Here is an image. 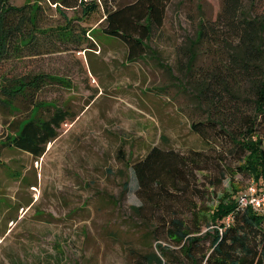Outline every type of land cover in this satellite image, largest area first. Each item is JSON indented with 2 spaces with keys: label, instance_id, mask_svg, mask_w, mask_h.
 <instances>
[{
  "label": "rangeland",
  "instance_id": "rangeland-1",
  "mask_svg": "<svg viewBox=\"0 0 264 264\" xmlns=\"http://www.w3.org/2000/svg\"><path fill=\"white\" fill-rule=\"evenodd\" d=\"M83 1L96 7L83 15L78 5L6 2L17 11L4 13L16 25L8 35L0 32V264H135L158 254L155 243L166 247L163 264H188L156 214L131 210L145 206V198L130 165L151 147L183 157L175 162L180 173L158 171L155 178L168 184L183 218L190 204L203 212L200 237L219 201H236L249 185L258 196L264 192V180L236 170L239 153L229 141L241 119L253 117L254 83L224 75L227 90L219 91L217 110L208 104L212 91L203 98L196 84L203 71L228 65L231 54L240 58L237 36L219 27L221 0H165L161 24L152 26L143 54L129 61L125 44L101 27L104 9L134 0ZM241 5L264 23V0ZM201 19L224 37L194 42ZM258 36L264 40V30ZM258 64L264 67L263 60ZM34 75L40 86L25 97L21 84ZM56 109L67 118L40 157L7 144L18 121ZM207 116L218 124L214 131L190 128ZM255 122L264 147V125Z\"/></svg>",
  "mask_w": 264,
  "mask_h": 264
},
{
  "label": "trees",
  "instance_id": "trees-1",
  "mask_svg": "<svg viewBox=\"0 0 264 264\" xmlns=\"http://www.w3.org/2000/svg\"><path fill=\"white\" fill-rule=\"evenodd\" d=\"M47 1L55 7L59 4L65 7L78 5L83 15L96 7L93 1L89 3L90 5H86L83 0H78V3L75 0ZM6 2L7 0H0V32L8 35L16 24L6 22L4 13L17 9ZM221 5L216 20L221 18L219 27L237 36L241 49L240 58L236 53L231 54L228 65L220 64L219 67L203 71L201 79H197L196 84L199 95L203 98H207L206 92L212 91V95L208 97V104L211 108L214 107L213 110H217L215 106L221 101L219 91L227 90L224 75L233 77L242 74V77L254 83L253 117H243L238 129L229 135V141L232 146H236L239 153L240 164L236 166V170L260 183L264 180V147L255 119L258 118L264 125V67L258 64L259 60L264 61L262 54L264 40L258 36V33L264 30V23L247 17L243 12L241 0H221ZM164 7L165 0H134L113 9L106 8L101 32L125 44L126 58L129 61L136 60L146 48L145 41L149 38L152 26L157 27L161 24ZM60 27L66 28V24ZM221 32V29L215 30L212 23L201 19L197 23L194 42L218 41V38L224 37ZM260 42L262 47L259 46ZM188 60L191 61L190 58ZM220 67L223 68L222 71L219 70ZM256 77H259L257 82L254 80ZM39 78V75H34L21 84L20 90L25 91V97L40 86ZM66 118V111L63 109L53 110L47 117L41 119L24 118L25 121L20 126L19 121L15 124L11 131L13 135L6 137L5 140L8 145L25 151L34 158L40 157L46 143L58 135L59 126ZM215 125L218 124L207 116L204 122H192L190 128L204 134L210 129L214 131ZM169 154L175 158L174 161L166 158ZM176 160L184 162L183 157L176 153L158 151L156 147H151L142 159L130 165L136 190L142 191L145 198V206L143 204L131 206L133 213L142 217L141 210L146 207L148 215L153 217L156 214L158 227L161 228L164 237L184 253L188 264H264V211L255 212L249 207H241L232 198L225 202L219 201L211 214L210 223L205 221V231L200 237L199 216L204 217L203 212H198L199 209L190 204L186 208L189 217L183 218L172 204L174 196L168 190V184H164L162 179L155 178L158 171H165L168 175H172L173 172L180 173L182 169L176 165ZM151 183L155 187L151 188ZM160 200L165 201L161 203ZM226 216L229 220L225 223L223 218ZM214 224L217 227H210ZM155 247L158 248V254L151 251L135 264H163L160 254L166 247L160 243H155Z\"/></svg>",
  "mask_w": 264,
  "mask_h": 264
},
{
  "label": "built area",
  "instance_id": "built-area-1",
  "mask_svg": "<svg viewBox=\"0 0 264 264\" xmlns=\"http://www.w3.org/2000/svg\"><path fill=\"white\" fill-rule=\"evenodd\" d=\"M236 202L241 207H249L255 212H261V210H259V206L262 204V202H264V192L258 196L254 190V187L249 185L244 193H240L236 196ZM226 217L228 219V216Z\"/></svg>",
  "mask_w": 264,
  "mask_h": 264
}]
</instances>
